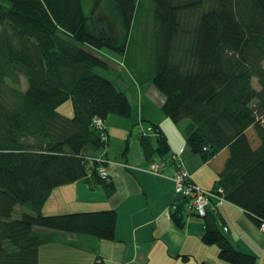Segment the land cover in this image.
Wrapping results in <instances>:
<instances>
[{
	"label": "trees",
	"instance_id": "16d2710c",
	"mask_svg": "<svg viewBox=\"0 0 264 264\" xmlns=\"http://www.w3.org/2000/svg\"><path fill=\"white\" fill-rule=\"evenodd\" d=\"M5 1L8 6L0 3V264H39V247L50 239L36 227L115 237L112 209L46 215L42 207L54 188L78 180L103 185L108 194L114 189L108 176L99 175L106 162L94 158L107 146V117L128 116L132 106L115 81L96 71L109 70L110 63L83 45L124 54L138 0L105 1L123 26L119 43L89 24L104 0L95 1L90 17L80 0ZM149 1L155 44L149 82L164 95L161 109L174 123L188 120L186 144L203 162L224 153L211 190L221 188L224 200L259 226L264 223V0ZM69 99L72 116L57 110ZM152 127L156 136L142 133L140 139L148 160L170 150L160 128ZM18 205L29 211L13 218ZM186 207L181 198L170 213L179 228ZM201 217V241L217 245L221 260L256 264L254 255L223 234L211 212Z\"/></svg>",
	"mask_w": 264,
	"mask_h": 264
},
{
	"label": "crops",
	"instance_id": "0c3cea01",
	"mask_svg": "<svg viewBox=\"0 0 264 264\" xmlns=\"http://www.w3.org/2000/svg\"><path fill=\"white\" fill-rule=\"evenodd\" d=\"M119 78L118 74L114 79L117 85ZM136 81L134 86H124L125 93L129 91L132 96L131 113L107 117V146L97 153L107 161L104 169L113 191L108 194L103 185L78 180L54 188L42 207L46 215L112 209L116 212L114 239L36 227L35 231L50 239L39 247V264H93L99 259L104 264H230L218 257L217 245L201 241L203 217L186 207L182 228L175 226L170 217L181 200L173 188L174 174L182 167L193 182L212 189L224 153L219 152L208 162L193 154L185 141L188 120L183 128L175 129L162 113L164 95L145 79ZM152 125L163 132L170 150L165 157L155 154L148 160L140 139ZM152 162L159 164L158 173L149 171ZM206 211L212 213L231 243L254 255L256 264H264V230L244 210L225 200H211ZM59 258L67 262H59Z\"/></svg>",
	"mask_w": 264,
	"mask_h": 264
},
{
	"label": "rangeland",
	"instance_id": "374dc122",
	"mask_svg": "<svg viewBox=\"0 0 264 264\" xmlns=\"http://www.w3.org/2000/svg\"><path fill=\"white\" fill-rule=\"evenodd\" d=\"M95 1L96 0H80L82 11L85 16H91V10ZM105 1L106 0L100 2L95 14L90 18L89 24L91 28L97 30V32L110 34L114 43H119L121 42L122 33L124 32L123 26L119 22L120 20L115 17V12L110 11V4H105ZM0 3L8 6L5 0H0ZM150 6L151 2L149 0H138L137 9L133 15L130 30L126 38V51L124 54L114 52L107 47H102L98 50L89 45H83L84 48L103 57L110 63L109 70L96 69L97 72L107 76L113 81L118 74L121 76L117 81V86L120 89L125 90L124 86L129 84L134 86V81L137 82L136 80L142 81L145 79L149 82L151 74L153 73L155 63V44L153 39L154 26ZM114 18L118 21H115ZM24 86V79H22L21 87ZM128 92L129 91H127V96L129 100L132 101V96L130 97V93ZM57 110L64 115L68 114V116H72L73 109L71 99L59 105ZM166 118L168 117L166 116ZM168 121L174 125L175 129L183 128L187 123V119H183L178 123L172 122L169 118ZM97 158H100V156H97ZM102 159L107 162L106 159ZM217 161H220V158H217ZM19 211L28 212L29 208L25 205H18L14 210L12 217L17 218L19 216ZM58 260L59 262H67L63 258H59ZM80 261L83 262L84 259H81Z\"/></svg>",
	"mask_w": 264,
	"mask_h": 264
},
{
	"label": "built area",
	"instance_id": "2783aa9c",
	"mask_svg": "<svg viewBox=\"0 0 264 264\" xmlns=\"http://www.w3.org/2000/svg\"><path fill=\"white\" fill-rule=\"evenodd\" d=\"M95 123L97 127L102 128L103 123L100 119H96ZM146 132H150L155 134V130L153 127H149ZM144 132L145 134H147ZM102 139H106V136H103ZM94 160L104 161L101 157L94 158ZM159 164L157 162H152L149 165V171L152 173H158ZM99 175L102 178H106L108 176L106 170L101 167L99 169ZM173 188L174 191L181 197L187 200V207L190 208L194 213L198 216H203L206 212V206L211 202V200H215L218 202L224 201V198L220 195L222 193L221 188H217L216 190L204 189L191 179L189 172L180 168L172 177ZM259 228L264 230V223L259 225Z\"/></svg>",
	"mask_w": 264,
	"mask_h": 264
}]
</instances>
